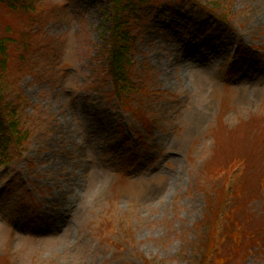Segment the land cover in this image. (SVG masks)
Wrapping results in <instances>:
<instances>
[{"label":"rangeland","instance_id":"1","mask_svg":"<svg viewBox=\"0 0 264 264\" xmlns=\"http://www.w3.org/2000/svg\"><path fill=\"white\" fill-rule=\"evenodd\" d=\"M153 2L133 24L130 108L106 74L110 0H38L31 26L2 9L31 134L0 162V264H204L237 162L221 216L243 237L211 256L264 264V0Z\"/></svg>","mask_w":264,"mask_h":264},{"label":"trees","instance_id":"2","mask_svg":"<svg viewBox=\"0 0 264 264\" xmlns=\"http://www.w3.org/2000/svg\"><path fill=\"white\" fill-rule=\"evenodd\" d=\"M112 9V20L113 26L111 29V39H110V49H109V61L107 64L106 74L107 78L110 79L111 84L114 88V97L117 101L125 108H130V102L139 88L136 87L135 82L131 76V52L132 47L136 41L135 28L133 24L135 20L143 19V13L140 15L138 12L142 10V6L147 3H154L153 0H110ZM38 0H0V16L3 10H6V14L10 15L14 13L20 14L21 16H26L27 22L33 23L36 18H41L40 11L37 5ZM218 8L221 7L220 3H217ZM3 9V10H2ZM28 23V26L31 24ZM30 24V25H29ZM29 34L23 32L24 36H31L30 28L26 27ZM8 34L1 35L0 32V155L3 158L0 160L2 163H10L13 159V154L17 155L22 153L25 148V143L29 139L30 130L24 125V121L21 119L20 113L18 112L17 104L22 98L14 100L11 97V93H18V88L16 87V79H12L10 73L11 68V46L16 45L19 42L13 33L16 34V29L13 25H7L5 29ZM32 41V40H31ZM31 41L28 44V48L24 51L25 54L21 53L20 59L27 61V55L31 49ZM22 43V41H21ZM27 42L25 43V46ZM24 64V63H23ZM140 91H142L140 89ZM113 94V93H112ZM18 102V103H17ZM13 153V154H12ZM239 162L234 164L233 169L227 174L226 186L222 190L217 192L220 193L221 202L217 206L218 210L214 216V221L211 225L213 240L212 245L209 247L208 258L205 260L204 264H226L224 258L217 257L213 260L212 256L219 250L216 246V241L219 242L220 235L229 239L230 237H243V235L236 228H240L233 216L229 214L226 216H221V207H223L226 199L229 198L231 193L230 185L232 181L235 184V172L239 167ZM233 174V175H232ZM232 187V186H231ZM209 191L206 192L208 195ZM209 210L211 208V201L209 200ZM213 206V201H212ZM209 212V211H208ZM205 220L201 221L194 226V231L197 233V239L201 243L205 240L208 234V220H212L210 214H206ZM218 221H220L218 223ZM231 229H233L231 231ZM235 229L237 231H235ZM216 250V251H215ZM212 255V256H211ZM248 256V255H247ZM146 264H152L151 261L145 260Z\"/></svg>","mask_w":264,"mask_h":264},{"label":"bare ground","instance_id":"3","mask_svg":"<svg viewBox=\"0 0 264 264\" xmlns=\"http://www.w3.org/2000/svg\"><path fill=\"white\" fill-rule=\"evenodd\" d=\"M193 58H195V55L191 54V56H188V57L186 58L187 60L185 59L184 61L187 62L189 59H193Z\"/></svg>","mask_w":264,"mask_h":264}]
</instances>
